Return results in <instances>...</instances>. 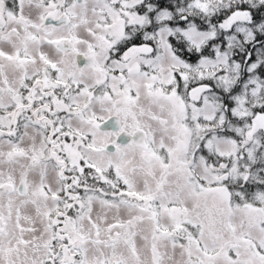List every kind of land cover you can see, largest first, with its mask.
I'll use <instances>...</instances> for the list:
<instances>
[{"label":"snow or ice","instance_id":"1","mask_svg":"<svg viewBox=\"0 0 264 264\" xmlns=\"http://www.w3.org/2000/svg\"><path fill=\"white\" fill-rule=\"evenodd\" d=\"M0 264H264V0H0Z\"/></svg>","mask_w":264,"mask_h":264}]
</instances>
